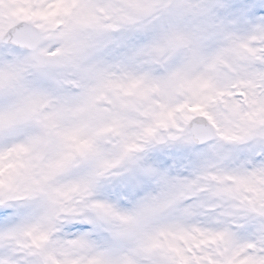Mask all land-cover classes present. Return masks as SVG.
I'll use <instances>...</instances> for the list:
<instances>
[{"label":"snow or ice","instance_id":"snow-or-ice-1","mask_svg":"<svg viewBox=\"0 0 264 264\" xmlns=\"http://www.w3.org/2000/svg\"><path fill=\"white\" fill-rule=\"evenodd\" d=\"M0 264H264V0H0Z\"/></svg>","mask_w":264,"mask_h":264}]
</instances>
